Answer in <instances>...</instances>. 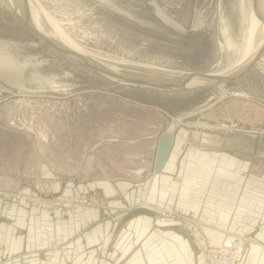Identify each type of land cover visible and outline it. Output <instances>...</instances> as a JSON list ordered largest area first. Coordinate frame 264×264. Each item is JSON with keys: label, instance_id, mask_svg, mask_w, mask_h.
Wrapping results in <instances>:
<instances>
[{"label": "rangeland", "instance_id": "obj_1", "mask_svg": "<svg viewBox=\"0 0 264 264\" xmlns=\"http://www.w3.org/2000/svg\"><path fill=\"white\" fill-rule=\"evenodd\" d=\"M17 1L14 3L20 8L21 2ZM32 1V15L33 10H41L53 24L58 22L56 27L64 31L70 43L91 53L98 52L100 57L197 72L242 67L237 62L239 54L234 42L242 44L246 10L251 5L254 9L257 2ZM157 5L183 28L167 21ZM220 17L225 21H220ZM46 24L47 28L51 26ZM226 36L231 38L233 47L227 43ZM1 50L14 64L12 61L8 65L0 64V80L14 85L16 90L0 81V179L13 177L7 174L8 170L14 172L26 167L38 170L40 163L58 173L80 177L135 174L150 157L147 154L153 149L154 133L170 125L161 110L178 114L187 125L175 119V128L215 129L221 136L219 139L233 143L246 155L252 151L256 159H264V53L244 75L222 85L188 91L141 86L110 78L55 50L19 19L6 0H0V53ZM130 98L149 105H136ZM221 122L234 127L226 128L229 126H222ZM247 128L253 131L247 132ZM40 174L18 187H3L0 191H31L40 185L46 193L63 194L54 193L50 182ZM4 193L0 197L5 201L43 208ZM76 194L104 205L101 198L87 191L66 195ZM146 203L150 202L142 200L137 205ZM88 206L100 207L96 202ZM157 216L171 220L164 215ZM207 241L216 247L207 239L201 245L203 252Z\"/></svg>", "mask_w": 264, "mask_h": 264}, {"label": "crops", "instance_id": "obj_2", "mask_svg": "<svg viewBox=\"0 0 264 264\" xmlns=\"http://www.w3.org/2000/svg\"><path fill=\"white\" fill-rule=\"evenodd\" d=\"M166 127L154 133L150 157L135 174L80 177L44 163L34 171L8 170L13 177L0 179V188L18 187L41 172L54 193L87 191L104 205L52 212L0 197V264H208L201 245L207 239L221 245L226 230L251 239L240 264H264V159L244 154L218 132L176 127L164 164L149 171ZM142 200L195 212L204 223L196 240L178 221L137 205Z\"/></svg>", "mask_w": 264, "mask_h": 264}, {"label": "water", "instance_id": "obj_3", "mask_svg": "<svg viewBox=\"0 0 264 264\" xmlns=\"http://www.w3.org/2000/svg\"><path fill=\"white\" fill-rule=\"evenodd\" d=\"M20 2H21L20 8H16L12 4V2H10V0H6V3L10 6L11 10L19 17V19L34 34H36L39 38H41L43 41H45L50 46H52L55 50L66 55L72 60L80 63L81 65L91 68L97 72H100L101 74H104L110 78H113L115 80L117 79L122 82L141 85V86H149V87L160 88L162 90H169V91L171 90L188 91V90L202 88L205 86H211L216 84L219 85L221 83H225L226 81L237 79L242 75H244L250 68H252L253 65H255L258 62V60L261 58L262 54L264 53V44H263L261 50L257 53L256 57L252 61H250L247 65L239 68L240 70L233 75H226V74L221 75V74H215L214 72L213 73L197 72V71H187V70H182L181 74L172 75L170 74L171 72H168L171 71V69H161L160 67L149 66L146 64H137V63L131 64L127 62L116 61L113 59H109V63L105 65L98 60L91 59L88 55L76 52L74 50H70L69 48L58 43L54 38L49 37L42 30L38 29L32 22L29 0H20ZM157 8L160 9L158 5ZM163 13L165 15L167 14L164 11ZM166 19L167 21L176 24L178 27L180 26L181 28H183V26L178 21H176L169 15L168 18ZM46 25L47 24H45V27ZM46 29L49 30V28L47 27ZM100 59H107V58L100 57ZM174 71H181V70H174ZM196 75L202 78L211 79V81H206V83L201 85L197 84L194 86L192 85L189 86L188 83ZM1 82L4 83V85L12 88L13 90H16V87L14 85L4 81ZM162 112L168 117V122L170 123V125H173V130L168 133L167 130L168 127L170 126L169 125L161 132L158 140L155 143V153L149 171H157L162 167L165 160L167 159V156L173 144V137L175 134V123H176L175 119L178 118V114L174 113L170 115L168 112L164 110ZM182 125L186 126L185 123H183ZM207 130L214 131L212 129H207ZM138 212H150V211H147V209H137L136 213ZM186 231L188 230L186 229Z\"/></svg>", "mask_w": 264, "mask_h": 264}, {"label": "built area", "instance_id": "obj_4", "mask_svg": "<svg viewBox=\"0 0 264 264\" xmlns=\"http://www.w3.org/2000/svg\"><path fill=\"white\" fill-rule=\"evenodd\" d=\"M7 197H14L17 201L27 202L33 205H41L43 208L60 211L65 209L88 206L93 202L101 205V201H95L85 195H53L46 193L43 187L38 185L31 191L17 190L15 192L0 191ZM11 195V196H10ZM149 204L157 215L174 219L188 229L192 236L204 224L203 221L192 211H182L176 204L155 205ZM226 237L220 246L213 247L207 241L204 245L206 261L209 264H240L244 258L245 251L251 241L248 235H240L235 232L226 231Z\"/></svg>", "mask_w": 264, "mask_h": 264}, {"label": "bare ground", "instance_id": "obj_5", "mask_svg": "<svg viewBox=\"0 0 264 264\" xmlns=\"http://www.w3.org/2000/svg\"><path fill=\"white\" fill-rule=\"evenodd\" d=\"M257 2H256V6H255V8L254 9H252L253 7V5H248V6H250V8L249 9H247V14H248V16H250V28H249V31L247 32V41H246V43H245V46H244V48L243 49H241L239 52H238V54H240V57H238V60H237V62L239 63V65L240 64H242V66H245V65H247L250 61H252L255 57H256V55H257V53L261 50V48H262V46H263V44H264V0H256ZM10 2H12V4L14 5V7H16L17 8V6H16V4L14 3V0H10ZM18 2V4H19V0L17 1ZM29 2H30V9H31V4H33V1L32 0H29ZM251 2V1H250ZM32 7H33V5H32ZM247 8V7H246ZM46 10V9H45ZM159 10V9H158ZM157 10V11H158ZM33 12H35L34 13V15H32V12H31V18H32V22L34 23V25L38 28V29H40V30H42L43 32H45L49 37H51V38H54L58 43H60L61 45H63V46H65V47H67V48H69L70 50H74V51H76V52H79V53H83V54H85V55H88L91 59H94V60H98V61H100V62H102L103 64H105V65H107L108 63H109V58L110 59H114V58H111V57H107L108 59H100V56L101 55H98V54H100V53H98V52H96L97 54H95V53H91L90 51H87V50H84L83 48H81V47H79L78 45H74V44H72V43H70V41L69 40H67L66 39V37H65V33H63L62 31H61V29H59L58 28V26L56 27V24L58 25V22H54V24L51 22V21H49L48 20V18H47V16H46V14H44L41 10H33ZM160 12H162L163 13V11L161 10V8H160ZM166 13V12H165ZM159 14V13H158ZM163 16L165 17V18H168V15L166 14H164L163 13ZM162 17V16H161ZM171 17V16H170ZM165 20V19H164ZM46 23H49L51 26L50 27H48L49 28V30L48 29H46V27H45V24ZM179 25V24H178ZM63 30V29H62ZM74 42V41H73ZM1 48H3L2 46H1ZM4 51H6L5 50V48H4ZM243 51H245V52H243ZM1 53H2V50H1ZM0 53V64H6V65H8L9 64V62H13V64H14V60L12 59V58H10V57H8V56H5L4 55V52L1 54ZM241 53H242V55L243 56H241ZM6 54H7V51H6ZM9 54V53H8ZM12 54V53H11ZM263 55V54H262ZM10 56V55H9ZM13 56V55H12ZM15 56V55H14ZM104 57V56H103ZM99 58V59H98ZM106 58V57H105ZM118 59V61H119V59L120 58H117ZM115 60V59H114ZM125 60V59H124ZM106 61H108V62H106ZM127 61H129V60H127ZM234 62V61H233ZM236 62V63H237ZM131 63V62H130ZM131 64H133V63H131ZM138 64V63H137ZM144 64V63H143ZM10 66H12V65H10ZM151 66H153V65H151ZM229 66H231V65H229ZM234 67H236L237 65H233ZM241 66V65H240ZM1 67V66H0ZM3 67V66H2ZM7 67V66H6ZM5 67V68H6ZM15 67V66H14ZM156 67H160V66H156ZM228 67V66H227ZM8 68H9V66H8ZM8 68H6V69H8ZM161 69H167V68H163V67H160ZM230 68V67H229ZM228 69V68H227ZM240 69L239 68H233L232 67V69L231 70H223V71H219V72H214L215 74H221V75H223V74H226V75H233V74H235L236 72H238ZM12 72V71H11ZM168 72H171L170 74H172V75H175V74H181L182 73V70L181 71H174V70H171V71H168ZM212 71H211V73H213ZM206 81H211V79H208V78H202V77H199V76H194V78L188 83L189 84V86H194V85H197V84H199V85H201V84H204V83H206ZM223 83H221L220 85H222ZM225 84V83H224ZM0 91H1V89H0ZM204 106H206V105H204ZM188 120H190V118L188 119ZM205 120V119H204ZM178 123H181V124H183L184 122V120L183 119H181V117H178L177 118V120H176ZM186 121H187V119H186ZM187 123V122H186ZM212 123H214V122H212ZM230 123V122H229ZM215 124V123H214ZM222 126H229V127H234V126H232V125H228L227 124V122L226 123H222L221 124ZM177 126H178V124H177ZM187 126V125H186ZM196 126V125H195ZM218 126V125H217ZM221 127V126H220ZM238 127V126H237ZM248 127V126H247ZM239 128V127H238ZM250 128V127H249ZM255 128V127H254ZM226 129V128H225ZM244 129V128H243ZM173 130V125H170L169 127H168V133L169 132H171ZM228 130V129H227ZM246 131L248 132V131H253V130H250V129H246ZM250 133V132H249ZM235 134V133H234ZM254 134V133H253ZM238 135V134H237ZM247 136H249V135H247ZM254 136V135H253ZM257 136V135H256ZM259 136V135H258ZM251 137V136H250ZM255 137V136H254ZM254 137H252V138H254ZM255 139V138H254ZM254 141V140H253ZM150 204H152V203H150ZM146 205V204H145ZM149 205V204H148ZM187 229V228H186ZM188 230V229H187Z\"/></svg>", "mask_w": 264, "mask_h": 264}, {"label": "flooded vegetation", "instance_id": "obj_6", "mask_svg": "<svg viewBox=\"0 0 264 264\" xmlns=\"http://www.w3.org/2000/svg\"><path fill=\"white\" fill-rule=\"evenodd\" d=\"M245 10V9H244ZM220 21H225V18L224 17H220ZM244 24H245V28H244V38H243V42L241 45H237L235 42H234V45L236 46V51L237 53L244 48L245 46V43L247 41V32L249 31V28H250V16H248L247 14V10H246V13H245V17H244ZM227 28L228 26L225 25L224 27V31L226 32L227 31ZM226 40H227V43L230 44V42L232 41L231 38H228L226 36ZM231 45V44H230ZM230 47H233L232 45ZM239 57H240V54H239ZM222 123H226V122H221Z\"/></svg>", "mask_w": 264, "mask_h": 264}]
</instances>
